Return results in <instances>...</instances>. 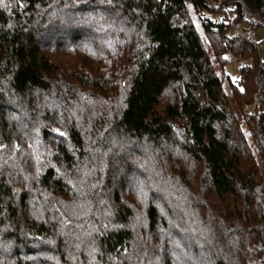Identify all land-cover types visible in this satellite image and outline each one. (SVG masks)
<instances>
[{
  "label": "trees",
  "instance_id": "1",
  "mask_svg": "<svg viewBox=\"0 0 264 264\" xmlns=\"http://www.w3.org/2000/svg\"><path fill=\"white\" fill-rule=\"evenodd\" d=\"M227 2L243 36L215 0L0 2V264H264V0Z\"/></svg>",
  "mask_w": 264,
  "mask_h": 264
},
{
  "label": "rangeland",
  "instance_id": "2",
  "mask_svg": "<svg viewBox=\"0 0 264 264\" xmlns=\"http://www.w3.org/2000/svg\"><path fill=\"white\" fill-rule=\"evenodd\" d=\"M219 17H220V15H219ZM254 38L258 42V44H262V46H261L262 47V57L264 58V46H263L264 45V28H259L256 31V34H254ZM212 56L214 57V55H212ZM223 57H224V62L222 64L219 61H217L215 58H213V64H214V68L216 69V71L219 72V74L222 77L223 86H224L225 90L230 95L231 88H230V86L228 84L226 74H228L232 79L238 78L239 75H240V66L241 65H240V62H239V59H238L237 55H235L231 51L225 52ZM263 89H259V90H263ZM259 90H257V91H259ZM253 96H254V94H253ZM254 104H255V102L252 101V103H248L246 105H251V108H253ZM245 107L246 106H244L243 109H244V111H247V110H245ZM137 172L138 171L135 172L133 177L135 176V178L139 179L138 176H139L140 173H138V176H137ZM130 176H132V175H130ZM161 203H162V205H161L162 212H163V214H165L166 213V208H169L170 204L168 203L167 199H164ZM171 218L173 220V216H171ZM177 218L178 219L181 218V215L180 216L177 215ZM167 221H168L169 224H172V223L175 224V221L171 222L170 217H169V219H167ZM182 235H184V234H182Z\"/></svg>",
  "mask_w": 264,
  "mask_h": 264
},
{
  "label": "built area",
  "instance_id": "3",
  "mask_svg": "<svg viewBox=\"0 0 264 264\" xmlns=\"http://www.w3.org/2000/svg\"><path fill=\"white\" fill-rule=\"evenodd\" d=\"M215 4L219 6L222 11L223 15H225L226 21L231 26V32H233L236 35L243 36V29L242 25L237 22V12L235 11V4L233 2H227V0H215ZM261 47L262 44H259ZM240 57V56H239ZM240 63L244 67V70L246 72H249V61L246 58L240 57ZM264 100V90H259L254 93L253 101L256 103ZM245 110H250L251 105H245Z\"/></svg>",
  "mask_w": 264,
  "mask_h": 264
},
{
  "label": "snow or ice",
  "instance_id": "4",
  "mask_svg": "<svg viewBox=\"0 0 264 264\" xmlns=\"http://www.w3.org/2000/svg\"><path fill=\"white\" fill-rule=\"evenodd\" d=\"M0 2H2V0H0ZM5 6H7V5H5ZM56 131H57L58 134L61 135V136L66 135L64 132L60 131L59 129H56Z\"/></svg>",
  "mask_w": 264,
  "mask_h": 264
}]
</instances>
